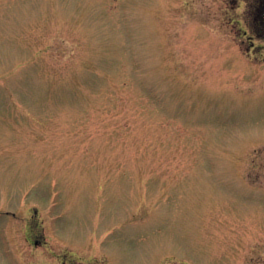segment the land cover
Here are the masks:
<instances>
[{
	"label": "rangeland",
	"instance_id": "374dc122",
	"mask_svg": "<svg viewBox=\"0 0 264 264\" xmlns=\"http://www.w3.org/2000/svg\"><path fill=\"white\" fill-rule=\"evenodd\" d=\"M250 1L0 0V264H264Z\"/></svg>",
	"mask_w": 264,
	"mask_h": 264
},
{
	"label": "flooded vegetation",
	"instance_id": "af4514ba",
	"mask_svg": "<svg viewBox=\"0 0 264 264\" xmlns=\"http://www.w3.org/2000/svg\"><path fill=\"white\" fill-rule=\"evenodd\" d=\"M248 4L251 9L250 15L252 16L253 14V19L252 22H250V25L255 31H259V34L262 37V28L264 26V0H251Z\"/></svg>",
	"mask_w": 264,
	"mask_h": 264
},
{
	"label": "water",
	"instance_id": "95a60500",
	"mask_svg": "<svg viewBox=\"0 0 264 264\" xmlns=\"http://www.w3.org/2000/svg\"><path fill=\"white\" fill-rule=\"evenodd\" d=\"M262 30H263V31H262V32H263V33H262V35H263V37H264V27H263V29H262Z\"/></svg>",
	"mask_w": 264,
	"mask_h": 264
}]
</instances>
